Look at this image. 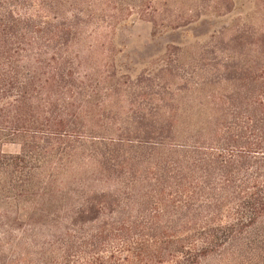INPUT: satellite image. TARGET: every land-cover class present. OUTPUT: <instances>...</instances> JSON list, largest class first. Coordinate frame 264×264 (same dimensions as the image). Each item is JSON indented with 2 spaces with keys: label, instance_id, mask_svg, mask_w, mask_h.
<instances>
[{
  "label": "trees",
  "instance_id": "16d2710c",
  "mask_svg": "<svg viewBox=\"0 0 264 264\" xmlns=\"http://www.w3.org/2000/svg\"><path fill=\"white\" fill-rule=\"evenodd\" d=\"M170 2L0 0V264H264V7L121 72Z\"/></svg>",
  "mask_w": 264,
  "mask_h": 264
},
{
  "label": "rangeland",
  "instance_id": "374dc122",
  "mask_svg": "<svg viewBox=\"0 0 264 264\" xmlns=\"http://www.w3.org/2000/svg\"><path fill=\"white\" fill-rule=\"evenodd\" d=\"M169 1L173 2L156 17L154 24L135 20L107 33V40L113 53L110 59L121 72L135 75L145 69H153L157 60L163 58L171 45L191 49L198 42L205 41L213 32L225 27L231 29L240 20L251 19L255 23L259 18L257 8L264 7V0H231L234 11L230 14L221 15L216 8L207 10L203 16L197 15L198 18L194 17L195 13H191L188 18L191 17L194 22L174 28L176 12L180 10L185 14L194 6L195 0ZM196 18L199 20L195 21ZM1 151L4 154L15 155L19 153V146L5 143L1 146Z\"/></svg>",
  "mask_w": 264,
  "mask_h": 264
}]
</instances>
